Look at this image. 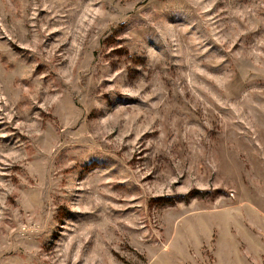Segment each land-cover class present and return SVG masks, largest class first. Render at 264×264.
Segmentation results:
<instances>
[{"label": "rangeland", "instance_id": "374dc122", "mask_svg": "<svg viewBox=\"0 0 264 264\" xmlns=\"http://www.w3.org/2000/svg\"><path fill=\"white\" fill-rule=\"evenodd\" d=\"M263 182L264 0H0V264H259Z\"/></svg>", "mask_w": 264, "mask_h": 264}, {"label": "crops", "instance_id": "0c3cea01", "mask_svg": "<svg viewBox=\"0 0 264 264\" xmlns=\"http://www.w3.org/2000/svg\"><path fill=\"white\" fill-rule=\"evenodd\" d=\"M264 183V182H263ZM262 195H264V192H262ZM262 201V200H261ZM259 201L252 202V204L248 205V203L245 206V210L241 209L238 212L230 211L228 217L225 219H222L218 216H213V221L208 222L207 226L208 228L210 226H215L216 228L219 227L221 230L223 228L227 229V232L229 234H232L234 232L233 227H237V229L244 234V238L249 241L252 240L253 237H251L248 232L251 229V226H254L257 230L260 231V233H256L257 238H255L254 241L260 240V246L262 249H264V201L262 203H258ZM250 210V212L247 211ZM224 218V217H223ZM225 230V229H224ZM236 256L238 257V260H235L236 262H244V260L250 261L243 253H237ZM255 262L259 264H264V255L262 253L257 254L255 257Z\"/></svg>", "mask_w": 264, "mask_h": 264}]
</instances>
